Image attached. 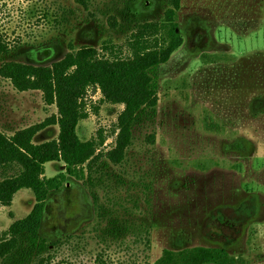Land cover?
I'll return each instance as SVG.
<instances>
[{
	"label": "rangeland",
	"instance_id": "1",
	"mask_svg": "<svg viewBox=\"0 0 264 264\" xmlns=\"http://www.w3.org/2000/svg\"><path fill=\"white\" fill-rule=\"evenodd\" d=\"M170 7L169 0H0L9 48L0 69L51 66L105 42L127 49L137 25L164 22ZM177 20L178 48L158 69L156 118L135 131L127 160L111 168L122 180L107 179L96 198L82 172L48 162L45 176L56 186L45 197L24 188L11 205L0 204V232L39 223L54 243L53 261L65 264H100L99 257L156 264L166 249L195 247L225 251L203 264H264V0H181ZM101 98L89 90V117L77 130L83 140L112 129L124 109ZM57 114L41 91H19L0 73V131L13 135ZM59 133L51 124L34 142ZM227 216L244 225L222 227Z\"/></svg>",
	"mask_w": 264,
	"mask_h": 264
},
{
	"label": "trees",
	"instance_id": "2",
	"mask_svg": "<svg viewBox=\"0 0 264 264\" xmlns=\"http://www.w3.org/2000/svg\"><path fill=\"white\" fill-rule=\"evenodd\" d=\"M88 6L89 0H77ZM171 7L162 23L139 24L130 34L127 49L105 42L100 50L82 48L68 53L51 66H35L7 62L0 73L11 79L19 91H41L48 105H56L57 116L43 123L8 135L0 131V204L11 205L21 189H31L38 196L45 194L55 179L45 176V164L63 162L68 174L82 172L85 184L97 198L95 188L108 180L121 181V173L112 166H121L133 144L138 128L154 122L158 106V69L169 61L179 45L178 11L181 0H169ZM8 43L0 34V53H8ZM129 52V54L127 53ZM101 90L100 103L123 105L112 129L99 127L96 135L83 140L78 126L89 117V90ZM99 105L93 110L98 113ZM57 124V139L37 144V133ZM114 137V145L105 144ZM56 186V185H55ZM119 226L114 223L113 231ZM54 243L40 233L39 223L16 222L0 232V264H65L54 262ZM224 250L195 247L174 251L166 249L156 264H203L216 261ZM100 264H112L98 258ZM150 264V263H146Z\"/></svg>",
	"mask_w": 264,
	"mask_h": 264
},
{
	"label": "flooded vegetation",
	"instance_id": "3",
	"mask_svg": "<svg viewBox=\"0 0 264 264\" xmlns=\"http://www.w3.org/2000/svg\"><path fill=\"white\" fill-rule=\"evenodd\" d=\"M227 217H225V219L220 223L222 224V227H229L237 232L239 230V227L241 228L244 225V221L241 217L235 219H232V216H229L228 218Z\"/></svg>",
	"mask_w": 264,
	"mask_h": 264
}]
</instances>
